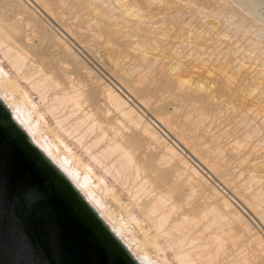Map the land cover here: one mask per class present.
<instances>
[{
	"label": "rangeland",
	"instance_id": "obj_1",
	"mask_svg": "<svg viewBox=\"0 0 264 264\" xmlns=\"http://www.w3.org/2000/svg\"><path fill=\"white\" fill-rule=\"evenodd\" d=\"M28 1H31V0H27V1L26 0H0V25L3 27V29L6 31V33L10 35V37L16 43V45L19 48H21L22 51H24V53L27 57L26 59L28 60L25 62L27 67H25L24 70H26L27 68L30 70L33 67V65L37 66L41 70L42 73H44L46 76L50 77V78L49 77L48 78H49V80L51 79L50 81L52 83H54V82L57 83L56 84L57 86L56 85H55L56 87L54 86L55 91H57L58 88H62V89H66V90L72 89L75 93H77L79 95L78 96L79 101L82 105L78 110H76V112H74V114L72 113L73 115L71 117L74 116L73 118L78 117L80 119L83 116L82 113H84V111L88 112L92 115V118H94L98 122V125L100 126V128L102 127V129H104V131L106 130L105 141L107 140L106 138H111V137L115 138L116 137L117 139L116 138L115 139L117 141L119 140L122 143L123 147L125 149H127L130 152V154L132 155L134 162L137 163L138 168L140 169V174H141L140 177H144V179L146 178V180H148V182L151 183L149 185L154 186V189H156L157 187L160 189V191H159V189H156L157 191L153 189L154 192L152 190L151 193H155L158 191L161 193H168V192L171 193V194H169V193L168 194L170 196H173L172 201H174V202L176 201L175 203L179 207H180L179 204L181 203V208H178V210L180 209L179 212L180 213L186 212L185 214L188 217H189V215H191L192 211H193L192 214H194V215H191V216L196 215L195 217H198L199 213L202 212L200 210H202L205 205H208L206 203H208V202L211 203L210 199H208L207 197H204L203 195H202L203 197L202 196L200 197V195L202 194V193H200V191H198L199 193H197V190H195V193L194 192L189 193V191L187 190V187H189V186H187L186 183L183 184L184 179H182L183 177H181V174L178 171H176L175 168H173L174 167L173 164H171L167 159H164L162 157V156H164V155H162V153H163L162 150L151 139H149L150 138L149 136H148L149 137L148 138L146 135H144L143 132H141L140 129L134 128L132 123L131 122L129 123L128 119L123 118L121 116V114L118 113V111L113 107L111 101L108 99V96H106V94L103 90L104 84H106V83L108 84L109 81H112L114 83V81L117 80L115 82L121 83L122 86L127 90H129L128 88L130 87L129 91L132 94L135 93L134 96L136 97V99H141V100L144 99V101H146V103H148L147 101L150 100L149 103L147 104L148 107L146 106L147 108L141 106L142 108L140 107V109L145 111V114H147L148 116L151 114L155 117H157V116L159 117V115H160V118L162 117L163 121H164V119H165V121H167V124L170 125L169 129H168V125L166 124L167 129L169 130L170 134L172 133L171 134L172 136L169 134L170 139H166L165 142L166 141L170 142L169 140H174L176 142L175 146L178 148L181 147L179 153L182 152L181 153L182 157L184 156L185 153L187 155L188 154L190 155L189 152H191L193 154L198 153L199 155L197 154V156L198 157L201 156L203 158V161L202 160L201 161L198 160V161H200L203 165H206V163H204V162H207V161L211 162L210 164H212L213 159H216V160H214L213 163H216L218 166L215 164L211 165L212 168H214V166H217V168L215 169V172H213V173H216L217 169H218V171L219 170H221V171L219 173L217 172L214 175L216 177H218V179L220 181L222 180L223 184L225 182H228L227 183L228 185L225 183V185H227V190L224 187H223V190L225 189L226 192H228L229 194L230 193H236V192L240 191L241 193L239 192V194H240L239 196L241 197V195L243 194V196L246 197V198L242 197V202H241V199H239L240 200L239 204H240V202L243 203L245 201L244 199H250V198L251 199L253 198L252 200L258 199V198H254L255 195L253 194V192H254V190H256L255 188H257V189L259 188L262 191L264 189V163H262V162H264V160H263L264 159V122H263L264 121V118H263L264 117V99L262 98V97H264V93H263V96L260 95L262 92H264V88L262 89L260 84L258 82H255V80L256 79L260 80V78L262 79V81L264 80V78H262V77H264V73H263L264 70L262 69V68H264V64H263V61H264V56H263L264 55V52H263V50H264V34H263L264 33V30H263L264 29V26H263L264 22L263 21H261L259 18H257V16H255L253 14L251 15L250 12H248V10H246V8L243 7L242 5H240L239 3H238L239 5H238L237 2H235L236 0L235 1L234 0H227V1L226 0H224V1L223 0H217L219 2H217L216 0H206V1L205 0H193V1H195V3H193V1L191 2V0H188L194 6L199 7V4H200L201 8L200 7L199 8L201 9L200 11L202 14V18L205 17V19H202L200 17L201 16L200 12L197 13L195 11H191V9H189V8L180 7L179 5H178V7H180L179 9L177 8V5H176V8L174 7L175 5H172V6L169 5L168 7L170 8V6H171L172 9H170V11H169V8L167 7L168 9L166 8V11L168 10L169 12L167 11V13H166L167 15H166L164 13V11H165V5L164 4H165V2L167 3L166 0H165V2L163 0L164 4H159V3H163L162 0L161 1L155 0L156 2L154 1V4L149 8H147V6L144 4L143 0H133L134 5L136 4L139 7H141L142 9L147 10L148 14H150V12H151L150 10L152 9L153 12L150 14V17H151L150 19H152V22L153 21L155 22L156 20L158 22V23L155 22V24L153 23L151 25V26H154V25L156 26V27L154 26L153 29L151 28L152 33L151 32L147 33V30L145 31L146 34H148L147 36H149V37L151 36L152 38L154 37V40L151 39V37H150V43L147 42L149 44H147V43L145 44V41H144L143 44H145L144 45L145 47L146 46L151 47L150 44L152 43V46L155 49L152 51V53L154 55H156L158 53L156 55L158 58L160 57V53H161V57H162L163 61L161 63V61H160L161 58L158 59L160 61V69H159V67L156 66L157 65L156 62H153L152 59L149 58L151 53H148L149 55H148L147 59L141 61L137 57V54H133V52L130 51L129 46L131 47V45H129L127 47L128 43H124L125 41L120 40L119 38H116V36H114L108 32H105L107 30V29L104 30L106 28V26H105L106 24H103L100 19L98 20V19L92 18L91 16L86 18L88 15L86 16V13H85L86 10L83 9L82 6L83 5L85 6L88 4L92 6V3L94 4V2H95L94 0H92L93 2H90L91 4L89 2H87V0H86V2L84 0V4H81V3H83V1L80 0L79 3L81 5L79 3L75 5L71 1H70L71 3L70 2L68 3L67 1H64V0H63V2H62V0H41V1L37 0L38 2H43V5L41 3H38V5H36V4L31 5V4H28ZM58 1H60V2H58ZM108 1H111V0H108ZM108 1H104L103 3L100 2L98 4H103L102 5L103 13H106L107 15L109 13L110 16H112V18L114 19L113 21H115V22L119 21L118 23H121L122 18H120L121 17L120 12L118 11V9L117 10L115 9L114 5H113L114 7L112 8V5H111L113 3L112 1H111V3L110 2L105 3ZM125 1H129V0H125ZM46 2H47V4L49 3V6L47 5L48 7L47 6L45 7ZM56 2H57V4H56ZM138 3H140V4H138ZM213 3H214V6H213ZM156 4L160 5L161 9L162 8L163 9L161 10L160 7ZM216 4H218V7H216V11H215L214 8H215ZM223 4H225V6ZM104 6H106V7H104ZM157 6L159 7L158 9H156ZM162 6H164V7H162ZM219 6H221V10H220ZM39 7L45 8L48 11V13H50V11H51L52 12V13H50L51 18H50V16L46 15ZM81 7H82V9H81ZM154 7L156 10L154 9ZM203 7H204L205 11H206V9L208 10L209 13L207 12V15L204 14L206 12H204ZM223 7H225V8H223ZM176 9L178 11H176ZM186 9L188 11L190 10V15ZM235 9H237V10H235ZM157 10L161 11V12L158 13ZM217 10L220 11L219 15H218ZM222 10H224V12ZM227 10H228V15L226 16L225 11H227ZM80 11L83 13L82 14L83 16L81 15ZM154 11H155V14H154ZM202 11L204 13H202ZM112 12L113 13L115 12L114 13L115 15H112ZM178 12H180V13L178 14ZM191 12H193V15ZM117 13L120 16H116V15H118ZM157 13H158V15L164 14V15H162V17L164 16V19L162 20V18H160V15L157 16ZM187 13H188V15H187ZM194 13L197 14V17ZM211 13H214V15H216V14L217 15L213 16V14L211 15ZM221 13H222V15L225 16V18L220 16ZM52 14H53V16H52ZM170 14H171V16H172V14H174L175 18L174 17L169 18L168 15H170ZM231 14H232V16H231ZM179 15L180 16L182 15V16L179 17ZM191 15H192V17H191ZM76 16H77V18H76ZM165 16L168 18H165ZM176 16H177V18H176ZM83 17H84V19H83ZM209 17H210V19H209ZM211 17H212V19H211ZM119 18H120V20H119ZM159 18H160V21L158 20ZM172 18H173V20H172ZM200 18L202 21L200 20ZM227 18H230L229 19L230 21L226 20ZM236 18H237V20H236ZM251 18H252V20H251ZM257 19H258V21H257ZM205 20H206V25L204 23ZM216 20H217L218 24H217V22L215 24H213ZM96 22H97V24H96ZM170 22H172V23H170ZM93 23H95V24H93ZM160 23L162 26H160ZM164 23H166V24H164ZM186 23H187V25H186ZM226 23H227V25H226ZM145 24L143 23L142 25L144 26ZM181 24H182V26H180ZM249 24H250V26H249ZM253 24H254V26H253ZM95 25H97V26H95ZM165 25L167 26L166 28H165ZM159 26H160V28L158 29ZM161 28H163V29H161ZM177 28H181V29H179V31H177L178 30ZM186 28H187V30H186ZM249 28L251 29V31ZM154 29H156V30H154ZM190 29H191V32H189ZM207 29H211V30H207ZM213 29L214 30L218 29L217 34H215L216 31H214L215 33L213 32ZM241 29L244 31L242 32ZM78 30H81V31H78ZM192 30H194V31L192 32ZM197 30H199V31L197 32ZM206 30L209 31L208 34L205 32ZM222 30H223V33L220 32ZM252 30L254 33L252 32ZM149 31H150V29H149ZM156 31L158 32V35H157ZM160 31H164V32H160ZM182 31H183V33H182ZM258 31H259V33L257 35ZM145 32H144V34H145ZM187 32L190 35H188V36L185 35V34H188ZM195 32L197 35L194 34ZM210 32H213L214 34L213 33L211 34ZM135 33L130 32V34H134L132 39L135 42L142 39L141 33H143V31L141 33L137 31V33H139L138 37H137V35L135 36ZM153 33H154V35H153ZM159 33L161 36L159 35ZM205 33H206V35H205ZM202 34L204 36H202ZM209 34H211V35H209ZM219 34H220V37H218ZM214 35H215V37H213ZM221 35H222V37H221ZM97 36H98V39H97ZM134 36L138 39L136 40V38ZM162 36H163V38H162ZM195 36L201 37L200 40H198ZM193 37L195 38V40ZM210 37H212L214 39H212ZM89 38L91 40H88ZM205 38L207 39L206 41H205ZM190 39H192V42L194 40V44L191 42L193 45H190L191 44V43H189L191 41ZM209 39H210V41H212V43L210 41H208ZM215 39H216V41H215ZM219 39L220 40L222 39V40L220 41ZM241 39H242V41H241ZM155 40H157V41H155ZM160 41H161V44H159ZM162 41H164V44ZM186 41H188L187 44H186ZM197 41L198 42L200 41L199 45H197L198 44V43H196ZM228 41H230V42H228ZM248 41H250V42H248ZM153 42L155 44H153ZM156 42H158V44H156ZM175 43H176V45H174ZM177 43H179V45ZM223 43H224V45H223ZM225 43H226V45H225ZM169 44H171L172 47ZM207 44H209L208 47H207ZM214 44L216 46H214ZM92 45H93V47H92ZM220 45H221V48H220ZM222 45L224 47H222ZM194 46H196V47L200 46L199 48H201L202 46L203 47L201 50H197L198 51L197 52L196 51L197 48H195ZM212 46L214 47V50H213ZM225 46H227L228 48L231 47V50L229 49L230 51H228L227 47H226L227 50H225ZM235 46L237 49L240 50V53L235 48ZM164 47L166 49L167 48L168 49L167 50L162 49ZM175 47L178 51H176ZM222 49H224V50H222ZM192 50H194V51H192ZM209 50H210V52H209ZM253 50H255V51L253 52ZM128 51H129V53H128ZM150 51L151 50L149 49V52ZM200 52H201L202 56H201V54H199ZM212 52H214V53H212ZM227 52H228V54H227ZM241 52H242V54H241ZM243 53H244V55H243ZM249 53H251V54H249ZM165 54H166V58H165ZM176 54H177V56H176ZM248 54H249V56H251L250 58L253 60V62H252V60L249 59ZM124 55H125V57H124ZM221 55H223L222 58L224 60H222ZM232 56H233V58H232ZM239 56H240V58H239ZM241 56H243L242 60H241ZM201 57H203V58H201ZM259 57H260V59H259ZM108 58H109V60H108ZM115 58H116V60L118 59L117 63H119V64L114 63V65H116V66H114L112 64L113 62L116 61V60H114ZM151 58H152V56H151ZM248 59H249V61H251L250 63L252 65L251 64L249 65V62L247 61ZM149 60H151L153 62L152 64L154 67L151 66V63L148 62ZM164 60H165V65L163 64ZM172 60L174 61V63ZM200 60H201V62H200ZM235 60L237 62H239V60H240V62L242 61L241 62L242 65L240 63L238 65V63ZM245 60L247 62H244L245 63L244 64L243 61H245ZM121 61H122V63H120ZM143 61H144V63H143ZM159 61H158V66H159ZM206 61H208V62H206ZM230 61H232V63ZM234 61L236 64L234 63ZM257 61H258V63H257ZM259 61L260 62L262 61L261 63L263 65ZM0 62L3 66V68L8 72L10 78L12 80H14V83L17 84V86L21 88V91L25 90L30 95L32 100L34 102H36L39 105V107H42L41 104L39 103V100H38L39 98L37 96V93L34 92V90H32L30 88V86H28L29 82L26 79H22L23 78L22 74L25 72L27 73V71L23 70L24 72L23 71H22L23 73L19 72L20 74L18 73V71H16L17 72V74H16V72L14 71L15 69L13 70L11 68V66L9 65L8 61H6L2 57L1 51H0ZM184 62H186V63H184ZM29 63H30V65H29ZM147 63H149V65ZM178 63H180L181 65L179 64V66H178L177 65ZM120 64H123V65L121 66ZM137 64L139 67L137 66ZM139 64H141V66ZM161 64L163 65V67L161 66ZM183 64H185V65H183ZM234 64L236 65V67H237V65H238V67H240V66L243 67V65L244 66L246 65L244 68L245 69L247 68L248 75H246L245 78H242V77H244V75L241 76V74H243L242 72H244V74H246L247 73V72L245 73L246 70L241 68V72H239L240 68L237 67V69H234V67H235ZM254 64H255V67L257 66V68L253 67ZM117 65H120V67L118 66V68L116 70L115 67H117ZM171 65H173L174 68L176 66V68L174 69ZM260 65H261V67H260ZM30 66H31V68H29ZM248 66H249V70H248ZM133 67H136V68L134 69ZM161 67L162 68L165 67L164 69H166V73L169 72V74H166V73L163 74L165 71H163L164 69L162 70ZM258 67L262 70L263 76L260 75V78L258 79L257 76L255 75L256 79H254V74L252 75V73H254L255 70L258 69ZM121 68H122V70H121ZM220 68H222V69H220ZM153 69L155 70V72L153 71ZM159 70L160 71L162 70L163 72L160 73ZM235 70L236 71L238 70L237 73ZM124 71L126 72V74ZM122 72L124 73V75ZM156 72L157 73L159 72L158 73L159 76H157L158 74ZM238 72H239V74H238ZM249 72H252V73H250V75H251L250 77L251 78L253 77L252 82H250L251 78L248 77ZM139 73H141L140 75L142 77H140ZM143 74H144L145 78H144ZM145 74H147V75H145ZM21 75H22V78L20 77ZM129 75H131V77H129ZM151 76H152V78H151ZM176 77L178 79H176ZM246 77L249 79L247 80ZM184 78H185V80H184ZM143 79H144V82H143ZM171 79H173L174 81H170ZM177 80H178L177 84L182 85V86H180V89H178L179 86H177V85L175 86ZM240 80L243 83H241ZM99 81H101L103 83V85H102L103 87L101 86L102 83ZM132 81L133 82L135 81V83H134L135 86H134ZM136 81H137V83L139 82V84H137ZM170 83H172V84H170ZM173 83H175V84H173ZM253 83H254V85H253ZM257 84H259L258 88H255V87H257ZM253 86H254L255 90L253 89ZM259 87L261 88L262 92H260ZM174 89H176V90L174 91ZM251 89H253V90H251ZM59 90H61V89H59ZM258 92H260V93L258 94ZM208 94L210 95V97H208L209 96ZM255 95L257 96V98H255L256 97ZM258 95H259V97H258ZM259 99H261L260 102L258 101ZM194 102H196V103H194ZM201 104H203L205 106L201 107L202 106ZM202 108H203V114L202 115L206 114V115H204L205 117L203 116L204 118L202 116L200 117V115H199V111H201ZM197 111H198V113H197ZM219 111L221 112V114H219L220 113ZM78 112L80 113V115L82 114L81 117H80ZM240 113H242V114L244 113V114L241 115ZM75 114H76V117H75ZM45 115H46L45 118L47 120L48 126L51 127L52 129H54L55 131H57L58 127H56V124L54 123V120L52 119V117L47 113H45ZM211 115H212V119H211ZM199 117L201 119L203 118L202 119L203 123L200 121L201 119L200 120L198 119ZM261 117L263 118V121H261L262 120ZM187 119H188V123L185 121ZM163 121L161 122L162 125L165 122V121L164 122ZM241 121H242V123H241ZM205 126H207V127H205ZM208 126H209V128H208ZM164 127H165V125H164ZM170 127H171V129H170ZM251 128H252V130H251ZM94 130L98 131V129H94ZM94 130H92L93 132L91 131L88 133V135H86V137H88V139L91 138V140H92L95 137L94 136ZM177 130H179L180 131L179 133H181L180 137L181 138L183 137V139L184 138L186 139V140H184L185 142L183 145H182L183 139H179L180 137H179ZM97 131L95 134H98ZM250 131L252 132V137H251ZM255 131H256V133H255ZM175 132H177V134H178L177 138H175L176 137ZM248 132H249L250 136H249ZM141 133H143V135ZM107 134H108V137H107ZM214 134H215V136H214ZM243 135H245V137L249 136L248 139H246L247 137L245 138L246 141H244ZM255 135H256V137H255ZM240 136L241 137L243 136V137L241 138ZM86 137H85V140L89 142V140L86 139ZM187 137H188V139H187ZM250 138H251V140H250ZM177 140H179V141H177ZM234 140H235V142L243 141V143L237 142V145H239V146H237L238 149L235 147L236 144L234 143ZM102 141L104 143V139ZM163 141L164 140H162V142ZM186 141H188V144ZM66 142L69 144V146L73 150H75L77 152V154H80V157H83L84 159H86V155L84 154V152L80 149V147L78 145H76V143H74L73 140H70V138H66ZM72 142H73V144H72ZM167 142H166V144H167ZM178 142H181V144ZM229 142H231V143H229ZM232 142H233V144H235L234 146H233ZM245 142H247V143H245ZM244 143H245V149H244V145H243ZM260 143H261V145H260ZM256 144H257V147H255ZM201 145H203V146H201ZM252 145L254 147H252ZM182 146H185V148H183ZM224 146H225V148H224ZM230 146H232L233 148L235 147V150H237V151L235 152V150ZM215 147H217V148H215ZM192 148L196 149V151L190 150ZM241 148L243 150H241ZM238 150L239 151L241 150V151L239 152ZM232 151H234V152H232ZM244 152L245 153L248 152L247 153L248 157H246L247 159L243 158L245 155ZM205 154L207 155V157H204V156H206ZM209 155H210V157H208ZM211 155H215V156L217 155V158L214 156H211ZM198 157H197V159H198ZM201 157H199V158L202 159ZM211 157H213V159ZM204 158H208V160L204 161ZM191 159L194 160L196 158H191ZM197 159L194 161L198 162ZM250 159H252V160L250 161ZM253 161H256L257 165L250 163ZM246 165H248V166H246ZM231 167H232V169H231ZM141 169H142V171H141ZM94 170L96 172H98L96 167H94ZM212 171H213V169H212ZM175 172H178V173H175ZM221 172L224 174L223 176L220 175V174H222ZM238 173L240 174V177H238ZM178 174H180V176H178ZM128 175L130 176V172L128 173ZM225 175L227 176V178ZM251 175H252V178H249L248 176H251ZM253 175L255 178L253 177ZM243 176H244V178H243ZM106 177H107V179H106ZM104 178H105L106 184L109 187H113V193H112L113 195L111 197H109V198H111V199H109V201H110V207L113 210L115 209L114 212L117 210V211H121L123 214L125 212V214H126V212L130 208L131 210L134 211V213L137 214L138 218L140 220H142L143 218H142L140 212L138 211V209H136V207H134L136 201L134 200L132 202L133 199L131 198V195H129L132 193H128V191H130V190L129 189L127 190V188L122 189L119 186V184L117 185V183L114 182L112 179H110L109 176L105 175ZM223 178L226 179L225 182H224ZM229 178H230V180H229ZM253 178L257 182H255V180H253ZM245 179H246L247 184L245 183ZM232 180L235 182V186L233 185L234 183H231V184L229 183V182H232ZM252 180H253V182H252ZM211 181L212 180H209L206 183L208 187L211 186V184H212ZM210 182H211V184H210ZM258 183H261V185ZM185 184L187 187L185 186ZM238 184H239V186H238ZM221 185L222 184L219 183L218 186L215 185V188H217V190L219 191V190H221V189H219V187H221ZM243 185H244V187H243ZM150 186H149V190H150ZM240 186H242V189ZM251 186H252V188H251ZM231 187H234V191H235L236 187H240V189L237 188L239 190L236 189L235 192H232L233 189ZM245 187H246V189H249V191L248 190L246 191ZM152 188L153 187H151V189ZM251 191H253L252 195H251ZM242 192H244V193H242ZM222 193L223 192L221 190V194ZM246 193H247V195H246ZM249 194L251 195V197ZM108 195H111V193H109ZM113 196H115V197L112 198ZM142 198H144V197H142ZM204 198H207V199L203 200ZM263 198H264V196L262 195V199ZM140 200H143V199H140ZM183 201H186V202H183ZM178 202H179V204H178ZM204 202H205V204H204ZM261 202L259 203V205L256 204L252 208H254L253 210H256L257 213H258V210L260 209L261 211H259V213H261L260 215L262 216V218L260 215H258L256 212H254L252 210V208H251V212L253 211L254 214H251V212L248 213L249 215H251V217L249 215H247L246 213H243L242 211L241 212H242V214H244L245 218L248 221H250L251 226H253V228L255 230H257L260 234H264V232H263L264 231V223H262V222L260 223L261 220L264 222V212L262 215V211H264V208L261 209V207H264V205L262 204V206H261ZM193 208H194V210H193ZM235 208L239 210V208L236 207V205H235ZM189 211H190V213H189ZM255 213H256V215H255ZM178 214H179L178 212H175V214L172 215V217L173 216L176 217ZM255 216H256V219H255ZM259 217L261 220L259 219ZM263 237H264V235H263ZM148 246L149 245L145 243V247L148 248ZM250 246L254 247L253 245H250ZM249 247L247 246V247L241 249V250H243L242 254H244V255L246 254L245 256H246L247 262H249V263H247L245 260L246 264H251V263L252 264L253 263L254 264L255 263L256 264H262L261 260L258 261L257 255L259 253H258V250H255L256 247L252 250H250L251 247L250 248ZM247 248H249V250ZM246 250L249 251V253L244 252ZM255 252H257V254ZM254 253L257 257V260L254 257L256 262H254V259H252L253 258L252 256H255ZM249 254H252L250 256L252 259L251 260L252 262H250L249 257H248L249 259L247 258V256ZM166 256H167V259L170 260L171 263L175 264L174 260L172 259V252L171 251L166 250ZM259 259H261V257H259Z\"/></svg>",
	"mask_w": 264,
	"mask_h": 264
},
{
	"label": "bare ground",
	"instance_id": "obj_2",
	"mask_svg": "<svg viewBox=\"0 0 264 264\" xmlns=\"http://www.w3.org/2000/svg\"><path fill=\"white\" fill-rule=\"evenodd\" d=\"M38 1H41V0H38ZM38 1L37 0H31V1H28V4H31V5L36 4V5H38V3H41L43 5V2H38ZM64 1H67L68 3L71 1L75 5L80 2V0H64ZM82 1H83V3H81V4H84V0H82ZM94 1L95 2H94V4L92 3V6L89 5V4L88 5H85V6L84 5L82 6L83 9L86 10V12H85L86 13V16L88 15L86 18H88V17L91 16L92 18H95V19H98V20L100 19L103 24H106L105 25L106 28L104 30L107 29L108 31L106 30L105 32H108V33L116 36V38H119L120 40L125 41L124 43H128L127 44V47L129 45H131V47L129 46L130 51L133 52V54H137V57L141 61L147 59L148 58V55H149L148 53H151V55H150L149 58L152 59L153 62H156V64H157L156 66L159 67V69H160V61H161V63L163 61V59L161 57V53H160V57H159V58H161V60L159 61L158 60L159 58L156 56L158 53L156 55H154L152 53V51L155 50L153 48V46H152V43L150 44V46L152 48L149 47V46L148 47L147 46L146 47L144 46L147 42L150 43V37H151V36L150 37L147 36L148 34H146L145 31L147 30V33L148 32L149 33L150 32L152 33V29L154 28L155 25L154 26H151V25L153 23L155 24V22L158 23L156 19H155L156 20L155 22L154 21L152 22V19H150L151 18L150 17V14L153 12L152 9L150 10L151 12L149 11L150 14H148L147 13V10L142 9L141 7H139L136 4L134 5L133 4L134 3L133 0H129V1H125V0H111L113 2L111 4L112 5V8L115 6V9L116 10L118 9V11L120 12V15H121L120 18H122L121 23H118L119 21L118 22L113 21L114 19L112 18V16H110L109 13H108V15L106 13H103V10H102V5L103 4H98L100 2L103 3L104 1H108V0H94ZM111 1H108V2H105V3H109V2L111 3ZM154 1L155 0H143L144 4L147 6V8L151 7L154 4ZM166 1H167V3L164 0L165 4H164L163 0H162L163 3H159V4H164L165 5V11H166V8L169 5H171V6L172 5H175L174 6L175 8H176V5H177V8L178 9L180 7L189 8V9H191V11H195L197 13L200 12V14H201L200 4H199V7H200L199 8L198 6L192 5L188 0H166ZM192 1L193 0H191V2ZM58 2H60V1H58ZM62 2H63V0H62ZM85 2H86V0H85ZM87 2L90 3V2H93V1L92 0H87ZM217 2H219V1H217ZM235 2H237V4L239 3L240 5H242L243 7H245L246 10H248V12H250L251 15L253 14V15L257 16V18H259L261 21L264 22V0H236ZM193 3H195V1H193ZM56 4H57V2H56ZM138 4H140V3H138ZM47 5L49 6V3L47 4V2H46L45 7ZM156 5H158V4H156ZM178 5L180 7H178ZM223 5L225 6V4H223ZM158 6L160 7V5H158ZM158 6H157L156 9L159 8ZM171 6H170V8L168 7L169 8V11H170V9H172ZM213 6H214V3H213ZM221 6H219L220 10H221ZM82 7H81V9H82ZM104 7H106V6H104ZM162 7H164V6H162ZM216 7H218V4H216V6L214 8L215 11H216ZM39 8L46 15L50 16V18H51L50 13H52V12L50 10H49L50 13H48V11L45 8H41V7H39ZM223 8H225V7H223ZM154 9H155V7H154ZM160 9H161V7H160ZM203 9H204V7H203ZM235 10H237V9H235ZM165 11H164V13L166 14L168 10L166 12ZM176 11H178V10L176 9ZM222 11L224 12V10H222ZM159 12H161V11H158V13ZM187 12L190 15V10L189 11L187 10ZM204 12H206V13H204ZM204 12L202 11V13H204L205 15H207L208 10L206 9V11H205V9H204ZM219 12L220 11H218V15H219ZM225 12H226V16H227L228 15V10L225 11ZM114 13L112 12V15H115ZM158 13H157V16L160 15V18H162V20H163L164 19V16L162 17V15H164V14H159L158 15ZM179 13L180 12H178V14ZM188 13H187V15H188ZM191 13L193 15V12H191ZM82 14L83 13L81 12V15ZM154 14H155V11H154ZM194 14L197 17V14L196 13H194ZM212 14H213V16H216L217 15V14L214 15V13H211V15ZM120 15L118 14L116 16H120ZM192 15H191V17H192ZM52 16H53V14H52ZM168 16L170 18V17H174L175 15L172 14V16H171V14H170ZM181 16L179 15V17H181ZM220 16H222V17L225 18V16L222 15V13L220 14ZM231 16H232V14H231ZM200 17L202 18V14H201ZM76 18H77V16H76ZM120 18H119V20H120ZM160 18L158 19L159 21H160ZM165 18H168V17L165 16ZM176 18H177V16H176ZM201 18H200V20H201ZM83 19H84V17H83ZM202 19H205V17H203ZM209 19H210V17H209ZM211 19H212V17H211ZM229 19L230 18H227L226 20H229ZM172 20H173V18H172ZM236 20H237V18H236ZM251 20H252V18H251ZM257 21H258V19H257ZM216 22H217V20L213 24H215ZM143 23L144 24L146 23V24L143 26L142 25ZM170 23H172V22H170ZM204 23L206 25V20H205ZM93 24H95V23H93ZM96 24H97V22H96ZM164 24H166V23H164ZM217 24H218V22H217ZM186 25H187V23H186ZM226 25H227V23H226ZM95 26H97V25H95ZM160 26H162L161 23H160ZM160 26L158 27V29L160 28ZM180 26H182V24ZM249 26H250V24H249ZM253 26H254V24H253ZM166 27L167 26L165 25V28ZM149 29H150V31H149ZM161 29H163V28H161ZM177 29H178L177 31H179V29H181V28H177ZM154 30H156V29H154ZM186 30H187V28H186ZM194 30H192V32ZM207 30H211V29H207ZM207 30L205 32L208 34L209 31H207ZM217 30H214L213 29V32L216 31V33L215 32L214 33L217 34ZM78 31H81V30H78ZM137 31L140 32V33L143 31V33H141V38L142 39H140V40H138V41L135 42L132 39V37H133L134 34H130V32L131 33L132 32L133 33L136 32L135 33V36L137 35V37H138L139 36V33H137ZM198 31L199 30H197V32ZM241 31L243 32L244 30L241 29ZM250 31H251V29H250ZM144 32H145V34H144ZM158 32H157V35H158ZM160 32H164V31H160ZM189 32H191V29H190ZM213 32H210V33L212 34ZM220 32L223 33V30L220 31ZM252 32H253V30H252ZM182 33H183V31H182ZM206 33H205V35H206ZM258 33H259V31L257 32V35H258ZM194 34H196V32ZM211 34H209V35H211ZM153 35H154V33H153ZM159 35H160V33H159ZM185 35L188 36L190 34L188 33V34H185ZM222 35H221V37H222ZM202 36H204V35L202 34ZM213 37H215V35ZM218 37H220V34H219ZM162 38H163V36H162ZM196 38L198 40H200L201 37H196ZM210 38H212V37H210ZM97 39H98V36H97ZM137 39L138 38H136V40ZM151 39L154 40V37L153 38L151 37ZM192 39H190L191 41L189 43L192 42ZM212 39H214V38H212ZM88 40H91V39L89 38ZM194 40H195V38H194ZM194 40L192 42L193 44H194ZM206 40L207 39L205 38V41ZM144 41H145V44H143ZM155 41H157V40H155ZM188 41H186V44H187ZM208 41H210V39ZM215 41H216V39H215ZM241 41H242V39H241ZM154 42H153V44H155ZM162 42L164 44V41H162ZM199 42L198 41L196 42V43H198L197 45L200 44ZM210 42L212 43V41H210ZM228 42H230V41H228ZM248 42H250V41H248ZM149 43H147V44H149ZM192 43L190 45H193ZM156 44H158V42H156ZM159 44H161V41H160ZM177 44L179 45V43H177ZM169 45L171 46V44H169ZM174 45H176V43ZM208 45L209 44H207V47H208ZM223 45H224V43H223ZM223 45H222V47H224ZM225 45H226V43H225ZM214 46H216V45L214 44ZM92 47H93V45H92ZM176 47H175V49H176ZM194 47L197 48L196 49V51H197V50H201L203 46L201 48H199L200 46H198V47L194 46ZM226 47L227 46H225V50H227V49H228V51L231 50V47L230 48L227 47V49H226ZM220 48H221V45H220ZM235 48H236V46H235ZM149 49L151 50L150 52H149ZM162 49L167 50L168 48L166 49L164 47ZM210 50H209V52H210ZM213 50H214V47H213ZM222 50H224V49H222ZM237 50L240 53V50L239 49H237ZM0 51H1L2 57L6 61H8L9 65L11 66V68L13 70L15 69L14 70L15 72L16 71H18V73L19 72H22L25 69V67H27L26 64H25V62L28 61V60L26 59L27 57H26L24 51H22V49L19 48L16 45V43L12 40V38L10 37V35L6 33V31L3 29V27L1 25H0ZM176 51H178V50L176 49ZM192 51H194V50H192ZM254 51L255 50H253V52ZM263 52H264V50H263ZM128 53H129V51H128ZM212 53H214V52H212ZM199 54H201V52ZM227 54H228V52H227ZM241 54H242V52H241ZM249 54H251V53H249ZM249 54H248V57H249L250 60H252L250 58L251 56H249ZM243 55H244V53H243ZM151 56H152V58H151ZM176 56H177V54H176ZM201 56H202V54H201ZM124 57H125V55H124ZM222 57H223V55H221V58ZM165 58H166V54H165ZM201 58H203V57H201ZM232 58H233V56H232ZM239 58H240V56H239ZM242 58H243V56H241V60H242ZM249 59L247 61L249 62V65H250L251 64L250 63L251 61H249ZM259 59H260V57H259ZM108 60H109V58H108ZM114 60H116V58ZM117 60L115 62H113L112 64L113 65H114V63L116 64L117 63ZM222 60H224V59L222 58ZM150 61L151 60H149L148 62L151 63V66H153V64H152L153 62L152 61L150 62ZM158 61H159V66H158ZM235 61H234V63H235ZM247 61L245 60V61H243V63L244 62H247ZM200 62H201V60H200ZM206 62H208V61H206ZM230 62L232 63V61H230ZM241 62L239 60V62H237L238 65H239V63L242 65ZM252 62H253V60H252ZM120 63H122V61ZM143 63H144V61H143ZM149 63H147V64L149 65ZM173 63H174V61H173ZM184 63H186V62H184ZM257 63H258V61H257ZM117 64H119V63H117ZM163 64L165 65V60H164ZM179 64L180 63H178L177 65L179 66ZM235 64H234V66H235L234 69H237L238 65L236 67ZM263 64H264V61H263ZM29 65H30V63H29ZM120 65L122 66L123 64H120ZM120 65H117V67H115L116 70H117L118 66L120 67ZM139 65L141 66V64H139ZM183 65H185V64H183ZM114 66H116V65H114ZM137 66H138V64H137ZM161 66L163 67L162 64H161ZM171 66L173 67V65H171ZM245 66L243 65V67H241V66L238 67V68H240L239 72H241V68L242 69H245L244 68ZM162 67H161V69L163 70L165 67L164 68H162ZM253 67H255V64H254ZM260 67H261V65H260ZM29 68H31V66ZM133 68L135 69L136 67H133ZM175 68H176V66H175ZM255 68H257V66ZM220 69H222V68H220ZM262 69L264 70V68H262ZM28 70H29L28 68L26 70H24V71H27V73L26 72L23 73L24 71L22 72L23 73L22 74L23 75V78H22V75L20 77L22 79H26L29 82V85L28 86H30V88L32 90H34V92L37 93V96L39 98L38 99L39 100V103L41 104L42 107H39V105L32 100V98L30 97V95L25 90H22L21 91V88L18 87L17 84L14 83V80H12L10 78L8 72L3 68L1 62H0V103L3 105V107L10 114L11 118L16 123V125L23 131V133L26 135L27 139L39 150V152L42 154V156L70 183V185L75 189V191L80 195V197L87 203V205L90 207V209L96 215V217L103 223V225L108 229V231L111 233V235L117 240V242L122 246V248L127 252V254L131 257V259H133V261L136 264H173V263L170 262V260L167 259L166 250L172 252V259L174 260L175 264H244V263L246 264V262H247V259H246V256H245L246 254L245 255L242 254L243 253V250H241V249L242 248H245L247 246L249 247L250 245H253L254 246V247L250 246L251 247L250 250H252V249H254L256 247L255 250H258V253H259L257 255L258 261L261 260V263L264 264V237H263L264 234H260L257 230H255L253 228V226H251L250 221H248L245 218L244 214H242V212H243V213H246L247 215H249L248 213L251 212V208L254 207V205H256V204L259 205V203L261 201H262L261 202V206H262V204L264 205V203H263L264 202V198L262 199V195L264 196V192H263L264 189L262 191L259 188L258 189L255 188L256 190L253 189L254 192L251 191V195H252V192H253V194L255 195L254 198H258L257 200L256 199L255 200H252L253 198L252 199L251 198L250 199H244L246 197H244L243 194L240 197L239 196L240 195L239 194L240 191L239 192H236V193H230V194L228 192H226L227 185H228L227 184L228 182H225L226 179L223 178L224 182L227 185H225V183L223 184L222 183L223 181L222 180L220 181L218 179V177H216L214 175L217 172L219 173L221 170L218 171V169H217L216 170V173H213V172H215V169L218 166L216 163H213L214 160H216V159H213V157H211L213 159L212 164L217 165V166H214L213 165L214 168H212V166H211L212 164H210L211 162H208L207 161L208 158H204V161H207L208 162V163L207 162H204V163H206V165H203L200 162L201 160L203 161V158L201 156H199V157L202 158V159H200L197 156L198 153L197 154H195V153L193 154V153L189 152L190 155L189 154L187 155L185 153L186 155L184 154V156L182 157L181 156L182 155L181 154L182 152L179 153L181 147L180 148L176 147L175 146V143L176 142L174 140H169L170 142H167L166 141L167 144L165 142L166 139H170V137H169L170 132L168 130L170 125L167 124V121H165V119H164V121L166 122L165 123L162 120V117L160 118V115H159V117L158 116L155 117V116H153L151 114L148 116L147 114H145V111H143L142 109H140L141 106L142 107H146V106L148 107L147 104L149 103L150 100L147 101L148 103H146V101H144V99H142V100L141 99H136V97L134 96L135 93L132 94L129 91L130 90V87L128 88L129 90L125 89L122 86L121 83L115 82L117 80H115L114 83L112 81H109L108 84L105 82L106 84H104V89L103 90H104L106 96H108V99L111 101L113 107L118 111L119 114H121V116L123 118L128 119L129 123L131 122L132 125L134 126V128L140 129L141 132L144 133V135H146L147 137L149 136L150 138L149 137L148 138L151 139L162 150V152H163L162 155H164L162 157L164 159H167L171 164H173V166H174L173 168H175V170L178 171L181 174V177H183L182 179H184V181H185V182L183 181V184L186 183L187 186H189V187H187L186 184H185V186L187 187V190L189 191V193H192V192L195 193V190H197V193H199L198 191H200V193H202L200 195V197L203 195L204 197H207L211 201V203H209V202L206 203L208 205H205L202 210L199 209L202 212L199 213L198 217H195L196 215L195 216H191V215H194V214H192L193 211L191 212V215H189V217L185 214L186 212L185 213H180L179 212L180 209L178 210V208H181V203L179 204V202H178V204L180 205V207L178 205H176V203H175L176 201L175 202L172 201V197L173 196H170L169 195L171 193H169V192H168L169 194L168 193H161V192H159L160 189L158 187L156 188V189H159L158 192L151 193L152 190L154 189V186L153 185L150 186L149 184H151V183H149L148 180H146V178L144 179V177H140V175H141L140 174V169L138 168L137 163L134 162L133 157L130 154V152L123 147L122 143L119 140L118 141L116 140L117 139L116 137H115L116 139L114 137L106 138L107 140L105 141L106 130L104 131V129H102V127L100 128V126L98 125V122L94 118H92V115L90 113L84 111V113H82L83 116L81 117L82 114L80 115V113L78 112L79 115H80V117H81L80 119L78 117H76V114H75V117L76 118H73L74 116L71 117L74 114V112H76V110H78L81 107V105H82L80 103V101H79V97H78L79 95L77 93H75L72 89L71 90H66V89H62V88H58V90L55 91L54 90V86L57 83H55L54 81L53 82L55 84L52 83L50 81L51 79L49 80L50 77L49 76H46L44 73H42L41 70L37 66H34L33 65V67L29 71ZM121 70H122V68H121ZM162 70L161 71L159 70L160 73L163 72V71H165L163 73V74H165L166 73V69H164L163 71ZM245 70H246L245 73L246 72L247 73L244 74V72H242L243 74H241V76L244 75V77H242V78H245V76L248 75L247 68ZM248 70H249V66H248ZM153 71L155 72L154 69H153ZM237 71H236V73H237ZM239 72H238V74H239ZM141 73H139V75ZM250 73H252V72H249V76L248 77L251 76ZM16 74H17V72H16ZM125 74H126V72H125ZM166 74H169V72H167ZM253 74H254V79H256L255 75L259 79L260 78V75H262V70L258 67V69H256L255 72L252 73V75ZM123 75H124V73H123ZM145 75H147V74H145ZM143 76H144V74H143ZM157 76H159V74ZM129 77H131V75H129ZM140 77H142V76L140 75ZM177 77H176V79H178ZM144 78H145V76H144ZM151 78H152V76H151ZM262 78H264V77H262ZM173 79H171L170 81H174ZM246 79L248 80L249 78L246 77ZM184 80H185V78H184ZM252 81H253V77L251 78L250 82H252ZM99 82H101V81H99ZM143 82H144V79H143ZM177 82H178V80L176 81V84L175 83H173V84H175V86L176 85L179 86V88L178 87L177 88L180 89V86H182V85L181 84H177ZM240 82H241V80H240ZM255 82H258L260 84V86L262 87V89L264 88V80L262 81V79L260 78V80H257L256 79ZM134 83H135V81L133 82V84ZM136 83H137V81H136ZM241 83H243V82H241ZM254 83H253V85H254ZM137 84H139V82ZM170 84H172V83H170ZM259 84H257V87H255V88H258ZM102 85H103V83L101 84V86ZM134 86H135V84H134ZM59 89H61V90H59ZM253 89H254V86H253ZM253 89H251V90H253ZM175 90L176 89H174V91ZM260 92H262L261 88H260ZM260 92H258V94ZM263 93L264 92H262L260 95L263 96ZM208 97H210V95ZM258 97H259V95H258ZM255 98H257V96ZM262 98L264 99V97H262ZM260 100L261 99H259L258 101L260 102ZM194 103H196V102H194ZM203 104H201L202 105L201 107L205 106ZM45 113L49 114L52 117V119L54 120V123L56 124V127H58L57 128V131H55L54 129H52L51 127L48 126L47 120L45 118V116H46ZM197 113H198V111H197ZM202 114H203V108L201 109V111H199V115H200V117L201 116L203 117L204 115H206V114H204V115H202ZM219 114H221V112ZM240 114L243 115L244 113L243 114L240 113ZM212 115H211V119H212ZM200 117L198 118L199 120L201 119ZM263 118H262L261 121H263ZM202 119L200 121L203 123ZM162 121L164 122L163 125L161 124ZM185 121L188 123V119L185 120ZM241 123H242V121H241ZM166 124L168 125V129H167ZM164 125H165V127H164ZM205 127H207V126H205ZM208 128H209V126H208ZM94 129H98V131L97 130H94ZM170 129H171V127H170ZM92 130H94V136L95 137L91 140V138L89 137L90 139H88V137H86V135H88V133L91 132ZM251 130H252V128H251ZM96 131L98 132V134H95ZM177 131H178V134H179V137H180L181 136V133H179L180 132L179 130H177ZM143 133H141V134L143 135ZM175 133H176V137L175 138H177V135L178 134H177V132H175ZM250 133H251V137H252V132L250 131ZM255 133H256V131H255ZM248 134H249V132H248ZM214 136H215V134H214ZM243 136H244V138H243L244 141H246L245 138L247 137L246 139H248V137L250 136V134H249V136H246V137H245V135H243ZM85 137H86V139L89 140V142L85 140ZM107 137H108V134H107ZM255 137H256V135H255ZM66 138H70V140H73L74 143H76V145H78L80 147V149L86 155V159H84L83 157H80V154H77V152L75 150H73L69 146V144L66 142ZM103 139H104V143L102 141ZM179 139H183V137L182 138L180 137ZM187 139H188V137H187ZM162 140H164V141L162 142ZM184 140H186V139L185 138L183 139L182 145L185 142ZM250 140H251V138H250ZM177 141H179V140H177ZM186 142L188 144V141H186ZM237 142L238 143L239 142L240 143L241 142L243 143V141H237ZM237 142H235V140H234V143L236 144L235 147L238 149L237 146H239V145H237ZM178 143L181 144V142H178ZM229 143H231V142H229ZM245 143H247V142H245ZM245 143L243 144L244 145V149H245ZM72 144H73V142H72ZM232 144H233V142H232ZM235 144H233V146ZM260 145H261V143H260ZM201 146H203V145H201ZM182 147L185 148V146H182ZM230 147H232V146H230ZM235 147L234 148L232 147V148L235 150ZM252 147H254V146L252 145ZM255 147H257V144H256ZM215 148H217V147H215ZM224 148H225V146H224ZM190 150L196 151V149H193V148L190 149ZM241 150H243V149L241 148ZM236 151L237 150H235V152ZM232 152H234V151H232ZM247 153H245V155L243 157L244 159L246 157H248V154ZM196 156L198 157V159H197ZM211 156H214V157L217 158V155L216 156L215 155H211ZM190 157L191 158H196L197 161L198 160H200V161L195 162L194 160H196V159L193 160ZM204 157H207V155L204 156ZM208 157H210V155ZM251 160L252 159H250V161ZM250 163L256 164L257 162L256 161H253V162H250ZM262 163H264V162H262ZM246 166H248V165H246ZM94 167L97 168L98 172H96L94 170ZM212 169H213V171H212ZM231 169H232V167H231ZM141 171H142V169H141ZM129 172H130V176L128 175ZM178 172H175V173H178ZM239 173H238V177H240V174ZM180 174H178V176H180ZM105 175L106 176H109V178L112 179L114 182H116L117 185L119 184V186L122 189L123 188H127V190L129 189L131 191V192L128 191V193H132V194H129V195H131V198L133 199V200L131 199L132 202L134 200L136 201L134 207H136V209H138V211L140 212V214H141V216L143 218L142 220H140L138 218L137 214L134 213V211L131 210L130 208L126 212V214H125V212L123 214L121 211H117V210L114 212L115 209L113 210L110 207V201H109V199H111L109 197H111L113 195L112 194L113 193V187H109L106 184V181H105V178H104ZM220 175L223 176L224 174L222 173ZM248 177L249 178H252V175L251 176H248ZM253 177H254V175H253ZM226 178H227V176H226ZM243 178H244V176H243ZM254 178H253V180H255ZM106 179H107V177H106ZM209 180H212L211 181L212 184L210 182L211 186L208 187L206 183ZM229 180H230V178H229ZM253 180H252V182H253ZM255 182H257V181L255 180ZM219 183L222 184L221 187H219V189H221L224 194L223 193L221 194V190L218 191L217 188H215V185L218 186ZM229 183L230 184L231 183H234L233 185L235 186V182L233 180H232V182H229ZM245 183L247 184L246 179H245ZM258 184L261 185V183H258ZM149 186H150V190H149ZM238 186H239V184H238ZM151 187H153V188L151 189ZM223 187L226 188V190L225 189L223 190ZM240 187L242 189V186H240ZM240 187H236V189L237 188L240 189ZM243 187H244V185H243ZM231 188L233 189L232 192H235L236 191V189L234 191V187H231ZM251 188H252V186H251ZM156 189H154V190H156ZM239 189H237V190H239ZM154 190H153V192H154ZM245 190L246 191L247 190L249 191V189H246V187H245ZM109 193H111V195H108ZM242 193H244V192H242ZM246 195H247V193H246ZM251 195H250V197H251ZM114 197L115 196H113L112 198H114ZM142 197H144V198H142ZM242 197H244L243 199L245 201L244 200L243 201L246 204L244 202H243L244 204L241 203L242 202ZM207 198H204L203 200H205ZM140 199H143V200H140ZM239 199H241L240 204H239V201H240ZM183 202H186V201H183ZM204 204H205V202H204ZM235 205H236V207L239 208L240 211L235 208ZM263 208L264 207H261V209H263ZM253 209L254 208H252V210ZM193 210H194V208H193ZM253 211L257 213L256 210H253ZM253 211L251 212V214H254ZM259 211H261V210L260 209L258 210V213H257L258 215L261 214V213H259ZM175 212H178L179 214L176 217H174V216L172 217V215H174ZM263 212L264 211H262V215H263ZM189 213H190V211H189ZM256 213H255V215H256ZM249 216L251 217V215H249ZM261 218H262V216H261ZM255 219H256V216H255ZM259 219H260V217H259ZM261 222L264 223L262 220L260 221V223ZM145 243L149 245L148 248L145 247ZM249 248H247V249L249 250ZM244 252H248L249 253V251H247V250L244 251ZM255 253L257 254V252H255ZM255 253H254V255H255ZM251 255L252 254H249L247 256V258L248 257L250 258V262H252L251 260L254 259V257L257 260L256 255L255 256H252L253 257L252 259L250 257ZM259 257H261V259H259ZM255 259H254V262H256ZM245 260H246V262H245ZM247 263H249V262H247Z\"/></svg>",
	"mask_w": 264,
	"mask_h": 264
},
{
	"label": "water",
	"instance_id": "obj_3",
	"mask_svg": "<svg viewBox=\"0 0 264 264\" xmlns=\"http://www.w3.org/2000/svg\"><path fill=\"white\" fill-rule=\"evenodd\" d=\"M0 264H136L1 103Z\"/></svg>",
	"mask_w": 264,
	"mask_h": 264
},
{
	"label": "snow or ice",
	"instance_id": "obj_4",
	"mask_svg": "<svg viewBox=\"0 0 264 264\" xmlns=\"http://www.w3.org/2000/svg\"><path fill=\"white\" fill-rule=\"evenodd\" d=\"M116 254L119 255L118 250H117Z\"/></svg>",
	"mask_w": 264,
	"mask_h": 264
}]
</instances>
